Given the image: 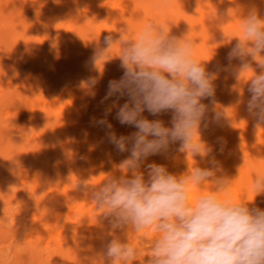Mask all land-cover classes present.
<instances>
[{
    "label": "clouds",
    "instance_id": "9594fccd",
    "mask_svg": "<svg viewBox=\"0 0 264 264\" xmlns=\"http://www.w3.org/2000/svg\"><path fill=\"white\" fill-rule=\"evenodd\" d=\"M173 2L156 0V5L166 10ZM182 3L185 8L187 0ZM200 3L195 0L194 13ZM234 16L240 20L239 35L222 31ZM179 25L161 18L149 19L139 30L122 24L118 32L102 33L103 39L93 44L88 61L92 69L101 73L98 63L118 45L119 55L113 59L120 60L122 75L108 81L102 102L111 103L91 123L118 153L128 155L112 171L81 178L78 185L80 197L95 205L98 219L107 225L106 243L85 257L88 264H264V208L256 203L264 196V172L252 174L254 196L246 194L237 202L230 192L243 160L235 175L228 174L217 158L226 140L218 137L212 143L204 135L213 125L233 128L217 106H235L237 118L252 125L254 159L264 160V148L254 147L257 131L264 128V12L241 0H217L209 26L213 43L220 47L209 62L196 58L197 42L187 24L185 31L174 33ZM222 47L227 48V63L213 70L209 65ZM248 71L253 75L241 85L243 94L235 91L232 104H220L216 92L221 72L234 81V90ZM99 79L89 77L80 87L94 97ZM241 109L246 115H240ZM163 114H170L167 123L159 118ZM109 116L134 131L118 134ZM155 155L182 157L185 168L177 173L149 163ZM189 156L195 165L187 163ZM101 174L106 179L89 183L91 176Z\"/></svg>",
    "mask_w": 264,
    "mask_h": 264
},
{
    "label": "rangeland",
    "instance_id": "374dc122",
    "mask_svg": "<svg viewBox=\"0 0 264 264\" xmlns=\"http://www.w3.org/2000/svg\"><path fill=\"white\" fill-rule=\"evenodd\" d=\"M46 1L42 0L39 2V4L41 5L43 11L48 10L47 12L50 13V15H47H49L48 18L50 20H48V18L46 17V20H44V18L34 17L31 14L30 10H27L28 14L25 13V11H16V14L15 11H13L12 6L8 4L6 5L5 3L3 4L0 0V87H2L0 88V99L1 97H3L0 100V102L3 101L0 105V143L2 142V138L4 142L8 140L7 143L10 142V146H13L14 148L12 147V149H14L15 151L13 153L11 151V148H8L6 150L3 149L4 151L0 148V176L2 177V181L0 180V264H88V261L85 257L94 255L96 252L102 249L104 245L103 243H106L104 242L106 241L105 239L104 241L102 240L103 243L100 242L101 245H99V243L94 244L92 242H89V238L86 241L87 237L84 236L85 238L83 237L82 240L86 243L83 244V242H80L81 246L83 244L82 247L79 243L77 246H75L69 244L67 237L61 235L60 232H54L51 235L44 236V234H42L38 228V226H41L42 228V225L45 227L47 226L45 224L48 223H51V225L54 226V220L56 219V221L60 219L66 222L69 221V210L62 203L63 199L68 196V188L65 187L67 186V183H69L68 185L70 187H74L75 189H77L81 181L80 177L87 178L91 174L104 171L107 167L103 158L105 155H111L113 157L111 162H108L107 164H114L119 161V158H116L115 156L120 155L121 153H117V151L110 143L102 139L103 137H98L95 145H87L86 142H84L85 140H83L84 137L82 125H80L77 120L68 121V119L66 118L68 111L66 105L69 101L68 93L80 86L77 85L78 82L80 83L82 79H88L89 77L97 75L100 76L99 81L103 80L105 82H108L112 79H118L122 75L120 60L113 59L119 55L120 50L118 45L114 46L110 51V54L106 56L104 60H101L98 63V68L101 73L98 74L88 63L89 58L94 50L93 44L99 43L102 33L103 35H107V32L116 33L119 31L122 24L131 25L134 30H139V28L142 27V25L149 19H171L174 24L177 23L176 25H179V23H181L179 25V28H176L177 31H175L176 29H174V33L176 32L177 34H179L180 32H183L187 29V25L189 26L191 30L190 38L197 42V50L195 49V51L196 58L199 61H211L216 54V49L220 47V44L213 43V29L209 26V17L213 12L216 11L217 0H201L200 6L196 9L195 13L193 12L195 7V0H187L189 4L186 3L185 8L183 3H179L182 2V0H176L177 3L174 0L172 5L166 10H161L159 7H157L156 0H144V4H148L147 7L150 9V12H148L147 14L146 20H144L143 18L141 20H137V15L132 14L133 12L130 13L129 11L125 10L122 15L123 18L121 19V22L115 24V26H108L107 22L103 21L104 18L102 17V15L100 13H97L98 11L94 12V10L90 6H87V4L83 1L74 2L76 3L75 5H77V3L78 5H80L79 7L77 6L78 8L76 7L78 12L75 9V6V10H70L73 8L72 6H69V10L64 6L65 11L71 12L63 13L61 18V14L59 16L58 10L55 8L56 5L57 7H59V1L62 0H58L56 4L49 3V6V0L47 2ZM231 1L233 3L236 2V0ZM64 2H67V0H64ZM220 2L223 3L225 2V0H220ZM241 2L245 5L255 4L261 9L262 12H264V0H241ZM1 5L5 6H2L4 9H2ZM224 6L225 5H221V7ZM54 10L57 12L54 13ZM80 12L81 14H78ZM75 14L78 15L77 18H74L75 16H77ZM129 14H131L134 18H132ZM63 17L64 19H62ZM2 18L3 20H1ZM32 18L34 20L31 21ZM80 18H83V21ZM41 19L43 20L41 21ZM70 19L73 20V22H71ZM37 21H40L41 23ZM239 24V18L234 16V19L231 23L222 27V31L229 33L230 35H239ZM48 25H55L56 27L54 26L53 28H51L52 26ZM57 32L59 33L57 34ZM61 35L62 37H60ZM103 35L101 37V40L103 39ZM67 39L70 42H68ZM73 39L75 42L77 41L81 45L78 43H76L78 44L76 45L75 42L74 44H71V41ZM227 42L228 41H225V43ZM217 52L218 55L216 57V60L209 65V67L213 70L218 69L222 65L227 63V61L224 60L227 48L222 47L218 49ZM109 59L113 60L108 62L104 66L105 60ZM35 64H42L43 66H41L44 68V65L46 64V67L49 68L48 72L51 73V76L56 81L55 84H60V87H57V94H54V92H47L45 94L46 96H44V102L31 106V104L33 103L30 102L31 96L29 94V91L27 87H25V85H22L19 82L21 76H24L23 74L26 73V71H28ZM46 69L47 68H45V71ZM252 75L253 73L251 71L246 72L242 77L240 84L235 86L233 90L231 86L233 85L234 81L226 73L221 72L220 79L217 81L216 100L220 104L225 106L232 104L236 96L235 91L240 92L242 95L243 88L241 85L245 80L250 79ZM80 89L81 91H84L81 87ZM7 96L9 98H11L12 96L16 97L18 102L13 105H9L10 102L7 101L8 104H6L5 99H8ZM95 97L96 95L94 97L92 96V98L88 97L86 98V100H93V98ZM47 98L48 101L46 100ZM53 99L55 100L53 101ZM56 99L58 102L56 101ZM62 100L66 102V104ZM52 102L54 104L53 106L51 104ZM58 103L59 108H61L60 112L58 111ZM29 105L31 108L29 107ZM43 106L46 107L44 108ZM101 106L102 105H100L99 108ZM103 106L101 107V109H98L96 108L97 105H93L90 111H103V108H105ZM34 107L38 109L35 108L36 110H34ZM54 107L57 109H55ZM217 108L222 109L226 117L232 120L233 128L213 125L207 132H205V138L212 143H216L218 137H222L224 138V140H226V148L224 149L222 155L217 154V158L222 161L223 166L228 174L235 175L236 167L241 164L243 160V165L239 170L240 174L234 181L232 189H234V192L238 197V200L235 199L236 201H239L241 197L245 196L246 194L251 199L254 195V193L249 192L251 191L250 185L252 182V174L254 171L264 172V160L254 159L253 152L250 150V146L255 139L252 125L251 123L248 124L246 120L237 118V109L235 106L223 108V106L218 105ZM25 109H28L29 113H35L36 111L38 113L40 111L50 113L55 119L53 121L54 123H52L53 125H51V127L49 128L50 132L47 130L42 134L39 132V134L32 128L28 127L27 124L24 123L25 114L23 113L27 112ZM18 110H22L23 113ZM56 111H58V113ZM54 112L58 115H56ZM240 115H246L243 112V109H241ZM166 116L167 121H169L170 114H166L165 117ZM64 121L68 122L70 125L75 124L76 126L74 127L73 125H71V130H73L72 134L74 138L71 147L66 144L64 132H62L61 123H63ZM11 122L16 123L15 128H11L10 130L7 129V127L5 128V126H8V124ZM23 128L29 134V138L25 140V142L21 140L19 132ZM132 131H134V129H130V132ZM4 132L7 134H5ZM54 133L56 134L54 135ZM239 146L241 152L239 151ZM29 147L30 150H28ZM254 147L257 150L264 148V128H261L257 131L256 144ZM175 148L176 146L174 145L172 155L175 154ZM172 155L166 157L169 161L168 163H166V166L170 169H173L174 172L179 173L181 172L180 163L177 162V159L179 157L174 160L172 158ZM160 157L165 158L164 155H160ZM150 159L151 157L149 158V160ZM97 161L99 163H97ZM193 161V164L195 165L196 161L194 159ZM12 163L14 164V168L12 166ZM95 164L98 165L96 166ZM94 165L97 168H95ZM39 169H42L44 172L49 173L48 176L50 178L53 176L56 180L52 178L53 182L45 181L47 182L46 184L45 182L39 183L38 181L35 182L34 180L32 181L26 178V173H24L26 170H30L31 172L29 173L33 176L37 175L36 173L39 171ZM177 169L179 172L177 171ZM17 171L20 173H17ZM61 172H68V175L65 173L66 178L64 176V173L62 174ZM87 172L89 173V175ZM60 173L62 175H60ZM101 175L91 176L89 183L99 184L104 180ZM58 176L59 178H57ZM60 177L62 179H60ZM73 180H75L74 183ZM56 187L58 190H56ZM32 189H37V193L28 192L32 191ZM78 197H80V194ZM258 199L259 201H256L257 206L264 208V196L257 197V200ZM46 212H48L50 215L48 213L47 215ZM51 225L49 224V226ZM133 238L135 239V237Z\"/></svg>",
    "mask_w": 264,
    "mask_h": 264
},
{
    "label": "bare ground",
    "instance_id": "6f19581e",
    "mask_svg": "<svg viewBox=\"0 0 264 264\" xmlns=\"http://www.w3.org/2000/svg\"><path fill=\"white\" fill-rule=\"evenodd\" d=\"M40 1H42V0H1V2L4 4H8V5H10V6H12L13 7V11H15V13H16V11L18 12V11H21V12H24L25 11V13H27V10H30V12H31V14L34 16V17H39V18H44V20H46L45 19V17L46 18H48L49 17V15H50V13H48L46 10H44L43 11V9H42V7H41V5L39 4V2ZM46 1V0H45ZM48 1V0H47ZM46 1V2H47ZM57 1L58 0H49L48 1V6H49V3L50 4H56L57 3ZM78 2V1H80V2H85L86 4H87V6H90L93 10H94V12L95 11H98L97 13H100L101 15H102V17L104 18V20L103 21H106L107 22V25L109 26H115V24H117V23H119V22H121V19L123 18V13H124V11L125 10H127V11H129L130 12V9H131V6L134 4L135 5V11L132 13V14H134V15H137V16H142V18L144 19V20H146L147 19V14H148V12H150L149 10V8L147 7V5L146 4H144V0L143 1H141V0H67V2H64V0H62V1H59V7H57V5H56V8L55 9H57L58 10V13H59V16H60V14H61V16H60V18L62 17V14L63 13H66V12H71V11H65V8H64V6L66 7V8H68V10L70 9L69 8V6H72L73 8L72 9H70V10H75L76 9V7L78 6H80V5H78V3H77V5H75L76 3H74V2ZM146 1V0H145ZM150 1V0H149ZM176 1V0H175ZM205 1V0H204ZM211 1V0H210ZM213 1V0H212ZM62 2V3H61ZM179 2V1H178ZM206 2H208V1H206ZM232 2V1H231ZM176 3H177V1H176ZM179 3H182V2H179ZM193 3V2H192ZM84 4V3H83ZM102 4V5H101ZM187 4H189L188 3V1H187ZM174 5V4H173ZM192 5V4H191ZM3 5H1V7H2ZM74 6H75V9H74ZM153 6V5H152ZM190 6V5H189ZM193 6V5H192ZM3 7H5V6H3ZM2 7V9H4ZM55 7V6H54ZM77 7V8H78ZM50 8V7H49ZM154 8V7H153ZM46 9H47V7H46ZM158 9V8H157ZM10 10V9H9ZM52 10V9H51ZM77 10V9H76ZM152 10V9H151ZM12 11V10H11ZM92 11V10H91ZM153 11V10H152ZM55 12H57V11H55L54 10V13ZM77 12H78V10H77ZM76 12V13H77ZM52 13V12H51ZM131 13V12H130ZM2 14V13H1ZM4 14V13H3ZM12 14H14V13H12ZM17 14V13H16ZM16 14H14V15H16ZM22 14V13H21ZM28 14V13H27ZM47 14H49V15H47ZM57 14V13H56ZM55 14V15H56ZM78 14H81V12L80 13H78ZM82 14H83V12H82ZM25 15V14H24ZM23 15V16H24ZM75 15H77V14H75ZM87 15V14H86ZM90 15V14H89ZM132 18H134L131 14H129ZM22 16V15H21ZM58 16V17H59ZM69 16V15H68ZM72 16H74V15H72ZM84 16V15H83ZM82 16V17H83ZM2 17V16H1ZM4 17H6V16H4ZM27 17V16H26ZM57 17V18H58ZM66 17V16H65ZM78 17V15L77 16H75L74 18H77ZM80 17V16H79ZM86 17H88V16H86ZM10 18V17H9ZM31 18V17H30ZM29 18V19H30ZM56 18V19H57ZM5 19V18H4ZM15 19V18H14ZM38 19V18H37ZM62 19H64V17L62 18ZM73 19V18H72ZM80 19H82V21H83V18H80ZM86 19V18H85ZM95 19V18H94ZM98 19V18H97ZM184 19V18H183ZM187 19V18H186ZM1 20H3V18L1 19ZM23 20V19H22ZM32 20H34L33 18L31 19V21ZM43 19H41V21H42ZM48 20H50L49 18H48ZM47 20V21H48ZM66 20H67V18H66ZM71 20V19H70ZM131 20V19H130ZM5 21V20H4ZM35 21H36V18H35ZM76 21V20H75ZM128 21V20H127ZM136 21V20H135ZM177 21V20H176ZM37 22H40V21H37ZM36 22V23H37ZM44 22V21H43ZM59 22V21H58ZM71 22H73V20H71ZM79 22V21H78ZM77 22V23H78ZM97 22V21H96ZM194 22V21H193ZM18 23V22H17ZM28 23V22H27ZM41 23V22H40ZM48 23V22H47ZM50 23V22H49ZM183 23H184V21H183ZM44 24V23H43ZM53 24H56V23H53ZM82 24V23H81ZM87 24V23H86ZM98 24V23H97ZM103 24V23H102ZM177 24V23H176ZM179 24H181V23H179ZM17 25V24H16ZM58 25V24H57ZM75 25V24H74ZM94 25V24H93ZM104 25V24H103ZM39 26V25H38ZM45 26V25H44ZM48 26H52L51 28H53L55 25H48ZM71 26V25H70ZM9 27V26H8ZM20 27V26H19ZM56 27V26H55ZM196 27V26H195ZM23 28V27H22ZM59 28V27H58ZM226 28V27H225ZM15 29V28H14ZM24 29V28H23ZM40 29V28H39ZM55 29V28H54ZM53 29V30H54ZM68 29V28H67ZM66 29V30H67ZM99 29V28H98ZM108 29H109V27H108ZM115 29V28H114ZM136 29V28H135ZM52 30V31H53ZM57 30V29H56ZM78 30V29H77ZM100 30V29H99ZM42 31V30H41ZM47 31V30H46ZM64 31V30H63ZM71 31V30H70ZM79 31V30H78ZM90 31H91V29H90ZM103 31V30H102ZM105 31V30H104ZM174 31V30H173ZM175 31H177V29L175 30ZM191 31V30H190ZM50 32V31H49ZM60 32H61V29H60ZM23 33V32H22ZM51 33V32H50ZM50 33H48V34H50ZM59 32H57V34H58ZM105 33V32H104ZM176 33V32H175ZM179 33V32H178ZM2 34V33H1ZM20 34V33H19ZM75 34V33H74ZM108 34V33H107ZM177 34V33H176ZM50 35H52V34H50ZM63 35V34H62ZM62 35L60 36V37H62ZM73 35V34H72ZM76 35V34H75ZM81 35V34H80ZM80 35H78V36H80ZM96 35V34H95ZM105 35V34H104ZM15 36V35H14ZM13 36V37H14ZM71 36V35H70ZM55 38V37H54ZM57 38V37H56ZM74 38V37H73ZM72 39V38H71ZM76 40H77V38H76ZM67 41L68 42H70L68 39H67ZM72 43L71 44H74V39L71 41ZM81 42V41H80ZM76 43H78L77 41L75 42V44ZM31 44V43H30ZM36 44V43H35ZM78 44H80V43H78ZM78 44H76V45H78ZM39 45V44H38ZM81 45V44H80ZM48 46H50V45H48ZM48 48V47H47ZM204 48V47H203ZM202 48V49H203ZM50 49V48H49ZM71 49V48H70ZM45 50V49H44ZM197 50V49H196ZM206 51V50H205ZM221 52V51H220ZM54 53V52H53ZM52 55V54H51ZM222 56V55H221ZM224 56V55H223ZM52 57V56H51ZM53 58V57H52ZM51 58V59H52ZM54 59V58H53ZM225 60V59H224ZM44 61H46V60H44ZM32 65V64H31ZM42 64H35L34 66H32L28 71H26V73H24L23 75L24 76H21V78H20V84H22V85H25V87H27V89H28V91H29V94H30V102L31 103H33V104H31V106H33V105H36V104H38V103H42V102H44V99H45V97L44 96H46L45 94L47 93V92H54V94H57L58 92V90H57V87L59 86L60 87V84H58V83H56L55 84V80H54V78L51 76V73H49L48 72V67H46V64L44 65L45 66V68H47L46 69V71H45V68L44 67H42L41 66ZM48 66V65H47ZM44 68V69H43ZM39 69V70H38ZM30 70H32V71H30ZM82 74V73H81ZM21 75V74H20ZM83 75V74H82ZM82 78V77H81ZM83 78H84V76H83ZM78 80V79H77ZM84 80H87V78L86 79H84ZM73 81H76V80H73ZM82 81H83V79H82ZM16 83H18V82H16ZM19 84V85H20ZM107 84H108V82H105V81H99V83H98V85H97V87H96V90H95V92H96V97L95 98H93V100L92 99H89V100H86V98H88V97H91L92 98V96H90V95H88V94H86V92L85 91H81V89H80V83L78 82L77 83V85L79 86V87H77L76 89H73L72 91H70L69 93H68V97H69V101H68V104L66 105V107H67V119H68V121H71V120H77L78 122H79V124L80 125H82V127H83V137H84V139L83 140H85L84 142H86V144L87 145H89V144H94L95 145V143H96V141H97V139H98V137H100V138H102V137H104V132H103V130L101 129V128H99V127H94L93 125H92V123H91V121H92V118H94V117H100L101 115H102V113H103V111H90V109L92 108V106L94 105H97V107L96 108H98V109H101V107L103 106V105H106L107 106V104L108 103H111V101H104V102H102L103 101V97L105 96V92H106V88H107ZM18 85V84H17ZM16 85V86H17ZM85 87H87L86 85H84ZM4 87V86H3ZM58 87V88H59ZM0 88H2V87H0ZM65 89V88H64ZM69 89V88H68ZM72 89V88H71ZM17 90V89H16ZM22 90V89H21ZM60 90V89H59ZM1 91H2V89H1ZM5 91V90H4ZM9 91V90H8ZM18 91H20V90H18ZM67 91V90H66ZM65 91V92H66ZM1 93V92H0ZM18 94V93H17ZM53 94V95H54ZM59 94H61V93H59ZM65 95V94H64ZM18 96V95H17ZM50 96H51V94H50ZM61 96V95H60ZM4 97H5V95H4ZM8 97V96H7ZM53 97V96H52ZM3 97H1V99H2ZM49 98V97H48ZM48 98L46 99L47 101H48ZM64 98H65V96H64ZM0 99V100H1ZM50 99H51V97H50ZM19 100V99H18ZM29 100V99H28ZM55 99H53V101H54ZM10 102L9 103V105H13V104H15L16 102H18L17 101V99H16V97H11V98H9L8 97V99L6 100L5 99V103L6 104H8V102ZM56 101H57V99H56ZM63 101V100H62ZM2 102L3 101H1L0 102V105L2 104ZM58 102V101H57ZM64 102V101H63ZM121 103H123L124 101L123 100H121L120 101ZM26 103H27V101H26ZM49 103H50V101H49ZM55 103V102H54ZM65 104H66V102H64ZM52 104V106L54 105L53 104V102L51 103ZM56 104V103H55ZM44 105V104H43ZM47 105H48V103H47ZM58 105V108H59V103L57 104ZM100 105H102L100 108H99V106ZM27 106H28V104H27ZM38 106V105H37ZM41 106V105H40ZM56 106V105H55ZM106 106H103V107H106ZM24 107V106H23ZM29 107H30V105H29ZM44 107V106H43ZM42 107V108H43ZM46 107V106H45ZM44 107V108H45ZM51 107V106H50ZM57 107V106H56ZM19 108H21V107H19ZM31 108V107H30ZM29 108V109H30ZM36 107H34V110H36V109H38V108H36ZM41 108V107H40ZM55 108V107H54ZM23 109V108H22ZM55 109H57V108H55ZM60 109L61 108H59V112H60ZM104 109V108H103ZM26 110V109H25ZM1 111V110H0ZM18 111H20V112H22V110H18ZM27 112H25V113H23V114H25L24 116H25V120H24V123L25 124H27V126L28 127H30V128H32L33 130H35L37 133H44V132H46L47 130L49 131V128L51 127V125H53L52 123H54L53 121L55 120L54 119V117L50 114V113H46L45 111L44 112H35V113H33V112H30V113H33V114H30L29 113V110L27 109L26 110ZM47 111V110H46ZM58 111H56L57 113H58ZM30 115H29V114ZM55 113V112H54ZM57 113H55L56 115H58ZM54 115V114H53ZM145 115H148L147 113H145ZM165 115L166 114H163L162 116H160L159 118L160 119H163L166 123L168 122L167 121V116L165 117ZM165 117V118H164ZM22 119H24V118H22ZM108 119L112 122V124H113V126H114V128H115V130H116V132L118 133V134H121V135H126V134H128L129 132H130V129L132 130L133 128H130V127H127V126H121V125H119L113 118H112V116H109L108 117ZM149 119H153V117H151V116H149ZM65 120V119H64ZM26 121V122H25ZM58 121V120H57ZM17 122V121H16ZM22 122V121H21ZM14 124V125H13ZM22 124V123H21ZM56 125H57V123H56ZM59 125V124H58ZM61 125H62V132H64V136H65V142H66V144L68 145V146H72V141H73V134H72V132H73V130H71V125H73V124H69L68 122H66V121H64L63 123H61ZM15 126H16V123L15 122H11V123H9L8 124V126H5V128L7 127V129H11V128H15ZM74 127H76L75 126V124L73 125ZM5 128H4V130H5ZM60 128V127H59ZM78 128V127H77ZM80 128V127H79ZM19 129V128H18ZM52 130V129H51ZM77 130V129H76ZM80 130V129H79ZM1 132V131H0ZM6 132V131H5ZM4 132V133H5ZM20 138H21V140H23V142H25V140H27L28 138H29V134L26 132V130L23 128V129H21L20 131ZM50 132V131H49ZM56 132V131H55ZM80 132V131H79ZM39 133V134H40ZM61 133V132H60ZM78 133V132H77ZM81 133V132H80ZM1 134V133H0ZM3 134V133H2ZM5 134H7V133H5ZM56 133H54V135H55ZM75 134V133H74ZM47 136V135H46ZM58 136H59V134H58ZM56 137V136H55ZM80 137V136H79ZM1 139V138H0ZM4 139H5V137H4ZM61 139V138H60ZM75 139H76V137H75ZM81 139V138H80ZM19 140V139H18ZM82 140V141H83ZM101 140V139H100ZM7 141L8 140H6V142H4L3 141V138H2V142L0 143V148L3 150H6V149H12V147L13 146H10L11 145V143L9 142V143H7ZM60 141V140H59ZM21 142V141H20ZM43 142V141H42ZM104 142V141H103ZM44 143H45V141H44ZM43 143V144H44ZM50 143V142H49ZM61 143V142H60ZM83 143V142H82ZM99 143V142H98ZM21 144V143H20ZM19 144V145H20ZM25 145V144H24ZM62 145V144H61ZM66 145V146H67ZM2 146V147H1ZM26 146H27V144H26ZM14 148V147H13ZM27 148H28V146H27ZM77 149V148H76ZM3 150V151H4ZM28 150H30V147H29V149ZM13 153L15 152L14 151V149H12L11 150ZM64 151V150H63ZM77 151V150H76ZM30 153H32V152H30ZM118 153V152H117ZM1 155V154H0ZM128 154H126V153H123V154H120V155H116L115 157L116 158H119V161L118 162H116V163H114V164H112V163H109V164H107L108 162H111V160L113 159V157L111 156V155H105L103 158H104V160H105V164H106V168H105V170H104V172H110V171H112L113 170V167H114V165L115 164H118L122 159H124L126 156H127ZM72 157V156H71ZM114 157V158H115ZM163 157V156H162ZM162 157H160V155H155V156H152L151 157V159L148 161V162H155V163H157V164H164V165H167L166 163H168L169 161H168V158H166L167 156H165V158H162ZM100 158H102V157H100ZM76 159H78V158H76ZM89 160V159H88ZM103 160V161H104ZM175 160V159H174ZM32 162V161H31ZM74 162V161H73ZM113 162V161H112ZM171 162V161H170ZM177 162H179L180 163V171H183L184 170V168H185V164H184V162H183V159H182V157H179L178 159H177ZM97 163H99L98 161H97ZM174 163V162H173ZM187 163L189 164V165H194L193 163H194V161H193V159L189 156V158H188V160H187ZM32 164V163H31ZM91 164V163H90ZM175 164V163H174ZM14 164L12 163V166H13ZM33 165V164H32ZM96 165V164H95ZM94 165V166H95ZM98 165V164H97ZM96 165V166H97ZM171 165V164H170ZM11 166V167H12ZM34 166V165H33ZM38 166V165H37ZM95 166V168H97ZM84 167V166H83ZM99 167V166H98ZM13 168H14V166H13ZM43 168V167H42ZM90 168H91V166H90ZM176 168H177V165H176ZM32 169V168H31ZM37 169V168H36ZM101 169V168H100ZM103 169V168H102ZM169 169V171H172V172H174L173 171V169H170V168H168ZM19 170V169H18ZM95 170V169H94ZM20 171V170H19ZM177 171H178V169H177ZM29 172H31L30 170H26L24 173H26V178L27 179H30V180H34L35 182H39V183H43V182H45V181H47V182H50V181H52V178L54 179V180H56L53 176L50 178L49 176H48V174L49 173H46V172H44L42 169H39V171L36 173L37 175H31ZM80 172V171H79ZM179 172V171H178ZM17 173H20V172H18L17 171ZM62 174L64 173V172H61ZM60 173V175H62ZM66 174L68 173V172H65ZM65 173H64V176H65V178H66V175H65ZM88 173V172H87ZM68 175V174H67ZM75 175V174H74ZM88 175H89V173H88ZM5 176V175H4ZM51 176V175H50ZM104 179H106V175L105 174H102L101 175ZM10 177V176H9ZM11 177H12V175H11ZM56 177V176H55ZM62 177V176H61ZM60 177V179H62ZM70 177V176H69ZM68 177V178H69ZM1 176H0V180H1ZM57 178H59V176L57 177ZM64 178V177H63ZM71 178H72V176H71ZM78 179H79V177H78ZM80 179H81V177H80ZM100 179V178H99ZM8 180H9V178H8ZM71 180V179H70ZM75 180H76V178H75ZM75 180H73V183L75 182ZM103 180V179H102ZM2 181V180H1ZM3 181H5V180H3ZM92 181V180H91ZM27 182H28V180H27ZM47 182H45L46 184H47ZM53 182V181H52ZM97 182H98V180H97ZM3 183V182H2ZM71 183V182H70ZM69 183H67V186H65L66 188H68V196H66L64 199H63V201H62V203H63V205L64 206H66V208L69 210V214H68V216H69V221L68 222H66V221H63L62 219H60V220H58V221H56V220H54V226H52L51 225V223H48V222H46V223H48V224H45V225H47V226H43L42 225V228H41V226L39 227L38 226V228H39V231L42 233V234H44V236H48V235H51L52 233H54V232H60V234L61 235H63V236H65V237H67V239H68V243L69 244H71V245H75V246H77L78 245V243L80 244V242H83V244L84 243H86L85 241H83L82 239H83V237L85 236V237H87L86 238V241H87V239L89 238L90 239V241L89 242H92V243H94V244H98L99 243V245H101L100 244V242H102V240L104 241L105 239H106V229H107V225L106 224H102L101 222H100V220L98 219V216L100 215L98 212H95V211H97L96 210V207H95V205L94 204H92V203H90L86 198H81V197H78L79 196V191L77 190V189H75L74 187H70L69 185H68ZM2 185V184H1ZM76 186V185H75ZM44 189V188H43ZM35 190V191H34ZM32 189V191H28V192H32V193H37V189ZM56 190H58L57 189V187H56ZM55 191V190H54ZM249 192H251V191H249ZM30 194V193H29ZM194 195H195V193H194ZM230 195L234 198V199H237L238 197H237V195L235 194V192H234V189H231V192H230ZM254 196V195H253ZM252 197V196H251ZM45 198V197H44ZM36 199V198H35ZM41 199V198H40ZM38 200H39V198H38ZM37 200V201H38ZM238 200V199H237ZM49 201V200H48ZM60 201V200H59ZM257 201H259V199L257 200ZM238 202V201H237ZM259 204V203H258ZM53 206V205H52ZM60 206H61V204H60ZM44 208V207H43ZM46 211H47V209H46ZM50 212V211H49ZM48 212H46V214H47ZM49 214V213H48ZM47 214V215H48ZM67 214V213H66ZM50 215V214H49ZM48 218V217H47ZM47 220V219H46ZM49 224L51 225V226H49ZM55 236H56V234H55ZM31 237V236H30ZM62 237V236H61ZM84 237V238H85ZM54 239V238H53ZM60 239V238H59ZM63 241V240H62ZM104 242H106V241H104ZM103 243V242H102ZM83 244H82V246H83ZM104 244V243H103ZM90 245H92V244H90ZM74 246V247H75ZM80 246H81V244H80ZM81 246V247H82ZM65 252V251H64ZM57 253V252H56ZM81 261V260H80Z\"/></svg>",
    "mask_w": 264,
    "mask_h": 264
}]
</instances>
